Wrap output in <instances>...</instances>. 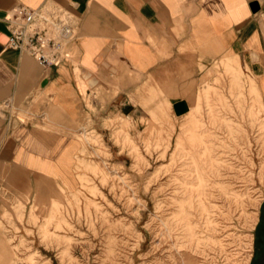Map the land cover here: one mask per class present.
Instances as JSON below:
<instances>
[{
  "label": "rangeland",
  "instance_id": "obj_1",
  "mask_svg": "<svg viewBox=\"0 0 264 264\" xmlns=\"http://www.w3.org/2000/svg\"><path fill=\"white\" fill-rule=\"evenodd\" d=\"M218 60L199 67L185 108L148 81L163 93L139 121L106 117L96 129L84 95L70 181L4 200L0 264H250L264 199V73Z\"/></svg>",
  "mask_w": 264,
  "mask_h": 264
},
{
  "label": "crops",
  "instance_id": "obj_2",
  "mask_svg": "<svg viewBox=\"0 0 264 264\" xmlns=\"http://www.w3.org/2000/svg\"><path fill=\"white\" fill-rule=\"evenodd\" d=\"M19 5L74 15L77 37L58 66L7 45L4 17ZM216 59L264 73V0H0V214L4 200L70 181L84 95L96 129L106 117L139 121L163 93L148 81L181 95L162 99L185 108L199 67ZM258 221L250 264H264V199Z\"/></svg>",
  "mask_w": 264,
  "mask_h": 264
},
{
  "label": "built area",
  "instance_id": "obj_3",
  "mask_svg": "<svg viewBox=\"0 0 264 264\" xmlns=\"http://www.w3.org/2000/svg\"><path fill=\"white\" fill-rule=\"evenodd\" d=\"M4 19L9 32L7 45L27 52L44 68L58 66L77 37L74 15L58 6L19 5Z\"/></svg>",
  "mask_w": 264,
  "mask_h": 264
},
{
  "label": "bare ground",
  "instance_id": "obj_4",
  "mask_svg": "<svg viewBox=\"0 0 264 264\" xmlns=\"http://www.w3.org/2000/svg\"><path fill=\"white\" fill-rule=\"evenodd\" d=\"M181 106H182V105H175V107H177V108H178V107H181ZM182 108H183V106H182Z\"/></svg>",
  "mask_w": 264,
  "mask_h": 264
},
{
  "label": "water",
  "instance_id": "obj_5",
  "mask_svg": "<svg viewBox=\"0 0 264 264\" xmlns=\"http://www.w3.org/2000/svg\"><path fill=\"white\" fill-rule=\"evenodd\" d=\"M253 10H254V11L256 10L255 4H254V7H253Z\"/></svg>",
  "mask_w": 264,
  "mask_h": 264
}]
</instances>
